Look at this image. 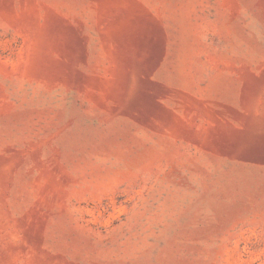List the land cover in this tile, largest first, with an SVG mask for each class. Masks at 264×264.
<instances>
[{
	"label": "rangeland",
	"instance_id": "1",
	"mask_svg": "<svg viewBox=\"0 0 264 264\" xmlns=\"http://www.w3.org/2000/svg\"><path fill=\"white\" fill-rule=\"evenodd\" d=\"M0 264H264V0H0Z\"/></svg>",
	"mask_w": 264,
	"mask_h": 264
}]
</instances>
